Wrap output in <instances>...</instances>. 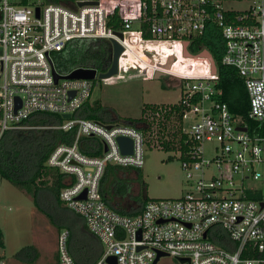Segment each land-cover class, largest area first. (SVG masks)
I'll return each instance as SVG.
<instances>
[{
    "label": "built area",
    "instance_id": "1",
    "mask_svg": "<svg viewBox=\"0 0 264 264\" xmlns=\"http://www.w3.org/2000/svg\"><path fill=\"white\" fill-rule=\"evenodd\" d=\"M69 3L0 0V139L36 113L71 115L57 128L76 130L75 142L56 147L47 164L73 179L60 198L101 242L103 254L96 264H110V257L117 264H154L160 253L165 256L158 264L165 258L190 261L185 264H264V0ZM234 3L248 7L229 6ZM114 16L120 30L109 26ZM215 29L224 40L222 65L236 68L244 79L254 129L221 99L218 65L210 50L189 49ZM95 39L111 45L114 40L123 48L119 78L133 71L152 80L162 73L182 88L178 104L184 112L178 124L188 135V148L178 153L191 191L178 199L149 200L135 216L110 208L100 187L108 165L144 167L145 136L130 125L74 118L91 100L98 78L55 81L59 56ZM171 114L175 119L176 112ZM82 137L101 140L103 155L82 153ZM119 137L133 140L132 154L122 153ZM207 143L215 144L210 158ZM219 228L235 244L234 251L210 240ZM69 238L68 229L60 232L58 264H76Z\"/></svg>",
    "mask_w": 264,
    "mask_h": 264
},
{
    "label": "trees",
    "instance_id": "2",
    "mask_svg": "<svg viewBox=\"0 0 264 264\" xmlns=\"http://www.w3.org/2000/svg\"><path fill=\"white\" fill-rule=\"evenodd\" d=\"M46 1L71 6L69 0ZM23 3L27 4L28 0H23ZM113 18L109 26L120 30V20H117V16ZM189 49L192 52L210 50L218 65L221 99L229 105L234 115L242 117L250 128L254 129L256 122L249 118L250 101L244 79L236 68L222 65L224 40L220 31L218 29L210 31L204 38L192 43ZM112 59L113 46L109 41L103 39L82 41L59 56L57 71L61 74H69L78 68H93L103 73L110 68ZM173 111L176 112L175 119L171 114ZM183 112L184 107L179 104L149 105L144 108L142 118L128 119L125 123L137 128L145 136L149 146L156 145L166 151H185L188 148L186 145L188 135L178 124ZM74 118L95 120L107 125L123 124L112 109L103 106L99 101L91 100L74 114ZM64 122V118L59 114L41 112L23 121L20 128L6 131L0 139V177L1 181L7 180L31 195L35 207L47 215L60 232L64 229L70 231L68 248L76 264H96L103 254L101 242L98 238L99 242L90 236L92 234L88 231L84 219L68 209L60 198L62 190L73 179L47 164L56 147L73 145L75 142L76 130L64 131L57 128ZM79 149L88 156L103 155V143L97 138L82 137L79 140ZM124 170L125 168L119 166L108 165L101 181L100 193L102 199L113 210L135 216L140 214L146 203L152 199L146 197L147 185L143 182L139 184V192L134 196L133 186L130 183L133 180L120 178V173ZM45 199L49 200L51 211L44 207L42 202ZM217 231L210 236V240L222 248L234 251L236 246L230 242L228 234L220 228ZM4 247V232L0 228V249ZM30 249L32 247H25L16 258L20 261H32ZM55 260L58 264V253L55 255ZM2 261L5 260L0 255V262ZM174 264L180 263L175 261Z\"/></svg>",
    "mask_w": 264,
    "mask_h": 264
},
{
    "label": "rangeland",
    "instance_id": "3",
    "mask_svg": "<svg viewBox=\"0 0 264 264\" xmlns=\"http://www.w3.org/2000/svg\"><path fill=\"white\" fill-rule=\"evenodd\" d=\"M37 2L38 0H31ZM238 10L248 7L246 3L230 4ZM121 74V73H120ZM91 101H99L112 109L126 124L128 119H140L146 106L175 105L180 102L182 88L179 81L168 76L159 79H146L138 72H129L123 78L117 75L107 80L97 79ZM215 153V144H205V154L210 158ZM145 164L141 171L127 170L120 173L124 180H134V196L139 192V184L146 183V197L153 200L178 199L191 191V186L182 168L180 153L166 151L156 145L146 144ZM49 200L42 203L49 209ZM0 228L4 232L5 247L0 255L6 264H56L58 237L60 230L55 227L47 215L36 207L33 197L12 185L7 180L0 182ZM32 261H20L16 255L25 247ZM165 258L160 264H174Z\"/></svg>",
    "mask_w": 264,
    "mask_h": 264
},
{
    "label": "water",
    "instance_id": "4",
    "mask_svg": "<svg viewBox=\"0 0 264 264\" xmlns=\"http://www.w3.org/2000/svg\"><path fill=\"white\" fill-rule=\"evenodd\" d=\"M39 12L40 9H37V14L39 16ZM122 37V35H120ZM112 45H113V59H112V63L110 68L108 69V71L103 72V73H99L96 69L93 68H78L74 71H72L70 74L68 75H61L58 72H54V76H55V81L56 83L61 80V79H68V80H74V79H86V80H95L96 78L100 79V80H107L112 78L113 76L118 74V62H119V57L123 52V48L121 47V45L117 42V41H112ZM203 56L209 57L210 55L208 53H205ZM163 74L162 73H157L156 74V79H159L160 77H162ZM75 95V92H72L70 94L71 97H73ZM64 119H70L71 115L70 114H65L63 115ZM245 130V129H244ZM118 144L121 148V151L123 154H132L133 152V140H131L130 138H126V137H119L118 138ZM105 151H107V148H105ZM0 182H1V177H0ZM86 197V192L85 194L81 195L79 197V199H83ZM162 256H165L164 254L160 253L156 259V261L154 262V264H158L160 258ZM108 262L110 264H117V260L116 257H110L108 259ZM179 262L181 264H185V263H190L189 260L187 259H180Z\"/></svg>",
    "mask_w": 264,
    "mask_h": 264
},
{
    "label": "crops",
    "instance_id": "5",
    "mask_svg": "<svg viewBox=\"0 0 264 264\" xmlns=\"http://www.w3.org/2000/svg\"><path fill=\"white\" fill-rule=\"evenodd\" d=\"M127 170H131L130 168H125V171H127ZM128 180V179H127ZM128 181H130V180H128ZM132 182H134V180L132 181ZM132 182H130L131 183V185L134 187V185H133V183ZM135 183V182H134ZM136 184V183H135ZM132 208V207H131ZM93 239H95V241H97V242H99L98 240H97V238H95L94 236H92V235H90ZM102 248H103V246H102Z\"/></svg>",
    "mask_w": 264,
    "mask_h": 264
}]
</instances>
